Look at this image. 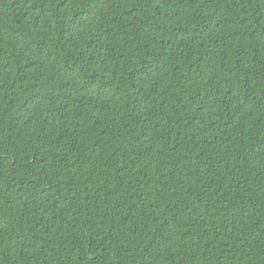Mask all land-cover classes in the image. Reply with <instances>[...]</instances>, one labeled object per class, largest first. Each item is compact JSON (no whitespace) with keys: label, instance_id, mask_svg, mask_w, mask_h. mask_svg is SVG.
Wrapping results in <instances>:
<instances>
[{"label":"trees","instance_id":"1","mask_svg":"<svg viewBox=\"0 0 264 264\" xmlns=\"http://www.w3.org/2000/svg\"><path fill=\"white\" fill-rule=\"evenodd\" d=\"M0 264H264V0H0Z\"/></svg>","mask_w":264,"mask_h":264}]
</instances>
